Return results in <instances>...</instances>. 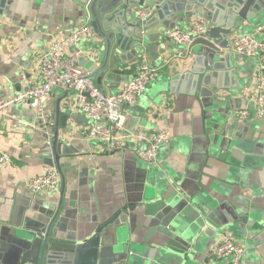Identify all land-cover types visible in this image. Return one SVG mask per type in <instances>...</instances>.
Instances as JSON below:
<instances>
[{
    "label": "crops",
    "instance_id": "obj_1",
    "mask_svg": "<svg viewBox=\"0 0 264 264\" xmlns=\"http://www.w3.org/2000/svg\"><path fill=\"white\" fill-rule=\"evenodd\" d=\"M222 1L215 0L214 7ZM87 3L0 0V102L42 82L37 60L60 31L69 32L85 21ZM206 15L202 10L187 18L209 23ZM258 21L245 24L231 39L252 32ZM167 32L161 48L142 59L162 66L158 78L127 108L128 131L170 130L172 139L160 148L157 164L141 161L134 141L111 154L89 140L88 119L69 108L72 91L54 89L48 104L54 125L47 133L26 104L0 115V149L11 158L0 170V264H39L46 232L60 205L54 233L64 241L73 238L64 250L72 256H57L51 264H227L209 254L224 235L245 244L246 264H264V122L233 115L249 105L246 95L256 82V65L233 53L239 88L213 89L222 96L214 103L198 89L187 93L178 86L171 91L172 81L196 64V54L193 48L186 58L172 59L179 47ZM94 38L93 31L81 45L94 56L80 58L79 64L105 92H116L137 66L118 70L119 76L100 77L101 64L91 71L98 57ZM57 124L61 187L54 194H33L27 183L52 164L50 140ZM196 195L202 207L189 203L176 216L166 217L169 205ZM208 205L219 207L210 221ZM221 223L225 225L218 228Z\"/></svg>",
    "mask_w": 264,
    "mask_h": 264
},
{
    "label": "built area",
    "instance_id": "obj_2",
    "mask_svg": "<svg viewBox=\"0 0 264 264\" xmlns=\"http://www.w3.org/2000/svg\"><path fill=\"white\" fill-rule=\"evenodd\" d=\"M132 13L144 21L150 17L152 9L135 7ZM195 16L189 18L185 25L168 30V36L179 47L172 59H184L191 55L195 40L208 29V23ZM92 35L89 13L85 21L71 31H60L51 41L47 52L37 60L42 82L28 86L1 101L0 115L15 105L26 104L35 112L40 129L47 133L54 125L48 109L54 89L72 91L75 97L69 103V108L88 119L86 136L89 140L100 143L102 150L111 154L122 152L128 147L127 141H134L135 155L145 163L157 164L160 148L172 139L170 130L164 128L150 132H131L126 126L127 108L138 103L151 83L158 78L162 66L141 60L135 74L123 81L118 91L105 92L92 79L90 71L79 64L80 58L90 56V52L81 45ZM230 50L240 59L254 61L257 69L256 82L246 95L249 105L237 109L233 115L240 120L253 118L264 122V21L256 25L252 32L234 34ZM21 76L26 79L25 73ZM9 162L10 155L0 149V170ZM61 182L58 168L46 165L41 173L29 179L27 187L33 194H54L59 191ZM209 254L217 259L228 260L227 264H246L245 244L229 235H224Z\"/></svg>",
    "mask_w": 264,
    "mask_h": 264
},
{
    "label": "water",
    "instance_id": "obj_3",
    "mask_svg": "<svg viewBox=\"0 0 264 264\" xmlns=\"http://www.w3.org/2000/svg\"><path fill=\"white\" fill-rule=\"evenodd\" d=\"M87 13L90 15V24L94 31L93 50L98 53L97 61L91 71L99 64L98 72L103 75H117L118 70L133 69L138 62L144 59L146 54H153L161 48V38L164 32L176 27L178 22H184L188 16L199 15L206 10L209 21L205 34L196 39L193 45L196 54V64L186 73L179 75L172 81L171 91L178 86L180 90L187 93H195L197 89L205 99L215 102V98H221L219 92L224 87L238 89L236 73L233 72L234 57L231 49V36L233 32L250 24L264 19V0H223L214 7L215 0H87ZM145 7L152 9V14L147 20L137 18L132 9ZM90 56H94L91 51ZM164 52V49H163ZM162 52V53H163ZM119 74V73H118ZM116 78V77H115ZM219 80V82H218ZM222 80L225 83H222ZM232 84H229V83ZM182 86V87H181ZM175 87V88H174ZM55 135L50 144L53 148V162L61 173L59 125L57 124ZM176 200V197L174 198ZM198 196L188 199H180L174 202L175 206L169 205L167 216L172 213L176 216L183 207L197 202ZM198 207L202 204L196 203ZM200 205V206H199ZM212 205V204H211ZM58 207V206H57ZM58 214L50 223L43 241L39 256V264H51L57 256L70 257L68 253L69 241L58 238L54 233L53 225L60 215ZM209 210L206 219L210 221L212 215L218 216L219 207H206ZM118 216V215H117ZM117 216L110 218L100 225L94 234H99L105 227L109 226ZM165 217V218H166ZM237 220V219H236ZM205 220V223H208ZM222 228L225 223L217 224ZM58 227V226H57ZM83 241L77 242V245ZM189 245V242H186Z\"/></svg>",
    "mask_w": 264,
    "mask_h": 264
},
{
    "label": "rangeland",
    "instance_id": "obj_4",
    "mask_svg": "<svg viewBox=\"0 0 264 264\" xmlns=\"http://www.w3.org/2000/svg\"><path fill=\"white\" fill-rule=\"evenodd\" d=\"M262 22H263L262 20H259V21H258L259 24L262 23ZM250 30H251V29H250ZM250 30H248V31H250ZM243 33H244V31H243ZM87 39H88V38H87ZM87 39H86V40H87ZM235 119H236V117H235Z\"/></svg>",
    "mask_w": 264,
    "mask_h": 264
}]
</instances>
